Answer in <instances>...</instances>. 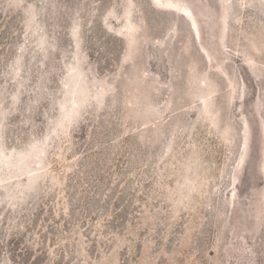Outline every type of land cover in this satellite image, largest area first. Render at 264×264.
<instances>
[{"label": "rangeland", "instance_id": "374dc122", "mask_svg": "<svg viewBox=\"0 0 264 264\" xmlns=\"http://www.w3.org/2000/svg\"><path fill=\"white\" fill-rule=\"evenodd\" d=\"M0 264H264V0H0Z\"/></svg>", "mask_w": 264, "mask_h": 264}]
</instances>
